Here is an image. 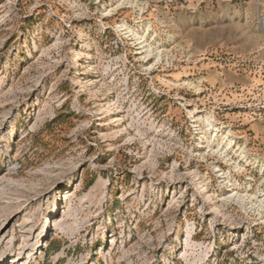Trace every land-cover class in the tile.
Masks as SVG:
<instances>
[{"label":"rangeland","instance_id":"374dc122","mask_svg":"<svg viewBox=\"0 0 264 264\" xmlns=\"http://www.w3.org/2000/svg\"><path fill=\"white\" fill-rule=\"evenodd\" d=\"M0 264H264V0H0Z\"/></svg>","mask_w":264,"mask_h":264}]
</instances>
